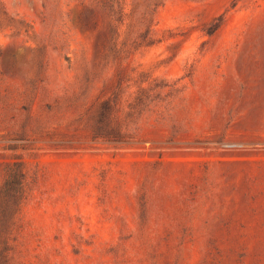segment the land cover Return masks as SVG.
Instances as JSON below:
<instances>
[{"label": "rangeland", "instance_id": "374dc122", "mask_svg": "<svg viewBox=\"0 0 264 264\" xmlns=\"http://www.w3.org/2000/svg\"><path fill=\"white\" fill-rule=\"evenodd\" d=\"M120 7L0 0V186L14 156L28 170L0 257L264 264V0ZM116 92L132 140L94 139Z\"/></svg>", "mask_w": 264, "mask_h": 264}, {"label": "trees", "instance_id": "16d2710c", "mask_svg": "<svg viewBox=\"0 0 264 264\" xmlns=\"http://www.w3.org/2000/svg\"><path fill=\"white\" fill-rule=\"evenodd\" d=\"M115 1L116 11L120 13L121 11V0H112ZM116 59L122 60L125 56H127L132 47H116ZM123 68L119 64L117 70V81L119 82L121 77L123 76ZM120 86H116V91H119ZM118 92H116V103H110L109 100L101 101L96 106L97 114L99 119L97 118L94 124L92 138H103L105 140L114 142V141H127L124 132L121 130V123L119 121V102H118ZM116 111V125L114 124H105L104 126L100 125L101 116L107 114L109 116L114 117V113ZM132 140V139H131ZM3 182L0 186V214L5 213V215L9 216V219H6V230L9 234L15 229V213L20 209L22 202L25 200L27 191V176L28 170L25 165V162L19 156H14L13 161L6 164L3 168ZM10 248H6L5 250L9 251ZM8 251L0 257V262L2 264H11V257L9 256Z\"/></svg>", "mask_w": 264, "mask_h": 264}]
</instances>
